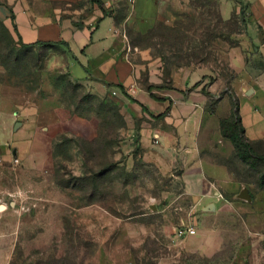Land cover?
<instances>
[{"label": "rangeland", "instance_id": "374dc122", "mask_svg": "<svg viewBox=\"0 0 264 264\" xmlns=\"http://www.w3.org/2000/svg\"><path fill=\"white\" fill-rule=\"evenodd\" d=\"M220 1L161 4L141 31L117 17L132 63L148 50L159 85L203 75L184 87L190 109L170 117L166 146L144 141L123 98L75 68L65 46L24 48L0 27V264H264V47L241 45L246 5L225 22ZM233 113L249 150L220 133ZM195 166L216 195H192Z\"/></svg>", "mask_w": 264, "mask_h": 264}, {"label": "crops", "instance_id": "0c3cea01", "mask_svg": "<svg viewBox=\"0 0 264 264\" xmlns=\"http://www.w3.org/2000/svg\"><path fill=\"white\" fill-rule=\"evenodd\" d=\"M97 1L102 4V9L94 0H0V22L23 45L39 42L49 46H65L73 58L75 68L78 70L86 68V72L92 76V83L102 86L103 93L111 89L118 98H123L122 107L129 118H138L142 121L140 131L144 141L146 138L150 140L154 138L158 144L166 146L172 138L166 133L173 124L170 117L177 115L178 110L186 115L190 109L185 107L189 102H185L184 87L187 84L188 87H192L200 82L203 75L200 71L193 70L188 73L187 78L184 75L180 81L181 72L178 71L176 81L180 88L171 89L167 84L159 85L162 81L155 73L158 71L155 64L157 61L148 50L136 49L138 62L145 64L132 63L134 61L130 58L133 55L131 47L126 35L119 28L117 17H122L134 31H141L159 16L161 4L180 3L185 0ZM220 2V16L225 22L233 18L236 2L246 5L241 10L246 22L245 40L241 45L264 47V0ZM260 52L264 53V48L261 47ZM230 55L233 68L238 69L243 62L240 51L233 48ZM143 68L146 71L147 84L141 80L144 74L139 69ZM80 71L83 72V69ZM258 77L261 83L264 80V73ZM118 86H122L129 95H123ZM0 114H5V109L1 110ZM188 120L185 126L179 128L183 131L187 143L190 132L194 129L192 127L194 121L190 122V118ZM179 122L183 120L180 119ZM144 143L147 145L148 142ZM198 171L195 166L187 174L194 175L190 189L192 195L204 194L205 197L216 195L201 179ZM209 205L215 206L213 203L208 204L203 208V212Z\"/></svg>", "mask_w": 264, "mask_h": 264}, {"label": "trees", "instance_id": "16d2710c", "mask_svg": "<svg viewBox=\"0 0 264 264\" xmlns=\"http://www.w3.org/2000/svg\"><path fill=\"white\" fill-rule=\"evenodd\" d=\"M94 1H95V4L100 9H102V4L97 0H94ZM243 22H244V19H242V23ZM0 27H2L3 30H6L7 34L9 33V31L5 28V26L1 22H0ZM18 43L21 47L28 48V49L35 48L36 46H49V44L39 43V42L36 44H29V45H23L19 41H18ZM1 63H4V62H1ZM6 64L7 63H5V65ZM5 69H6V66H5ZM118 87L121 90V92L124 94L123 87L122 86H118ZM149 90H150V88H149ZM219 127H220V133L223 136V138L232 140V142L234 143L236 148L239 149V148L243 147V149L249 150L248 146H249L250 142L246 141L243 138V128L241 126L240 118L236 113H233L232 119L222 120L220 122Z\"/></svg>", "mask_w": 264, "mask_h": 264}, {"label": "water", "instance_id": "95a60500", "mask_svg": "<svg viewBox=\"0 0 264 264\" xmlns=\"http://www.w3.org/2000/svg\"><path fill=\"white\" fill-rule=\"evenodd\" d=\"M237 198L242 200V201H246V202H250L251 201V196H250V194H249L247 189H242L240 191V193L237 195ZM0 210H3L2 206H0ZM204 210L206 212L214 211L215 210V206L214 205H209Z\"/></svg>", "mask_w": 264, "mask_h": 264}, {"label": "built area", "instance_id": "2783aa9c", "mask_svg": "<svg viewBox=\"0 0 264 264\" xmlns=\"http://www.w3.org/2000/svg\"><path fill=\"white\" fill-rule=\"evenodd\" d=\"M183 231H181L180 229H178V235H182ZM188 235L193 236L195 235V230L194 229H188Z\"/></svg>", "mask_w": 264, "mask_h": 264}]
</instances>
